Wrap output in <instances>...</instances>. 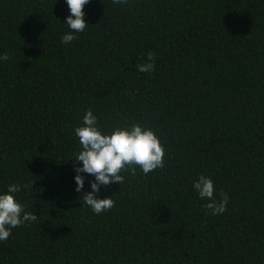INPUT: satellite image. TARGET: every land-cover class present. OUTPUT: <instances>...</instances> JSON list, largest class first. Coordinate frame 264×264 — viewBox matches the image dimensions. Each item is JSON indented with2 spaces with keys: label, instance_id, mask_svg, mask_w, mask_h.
Instances as JSON below:
<instances>
[{
  "label": "trees",
  "instance_id": "obj_1",
  "mask_svg": "<svg viewBox=\"0 0 264 264\" xmlns=\"http://www.w3.org/2000/svg\"><path fill=\"white\" fill-rule=\"evenodd\" d=\"M70 43L64 0H0V192L35 220L0 264H264V0H89ZM153 53L154 66L140 72ZM138 123L163 166L76 192L74 129ZM83 175V174H82ZM212 179V215L192 189ZM22 212V215H23Z\"/></svg>",
  "mask_w": 264,
  "mask_h": 264
},
{
  "label": "clouds",
  "instance_id": "obj_2",
  "mask_svg": "<svg viewBox=\"0 0 264 264\" xmlns=\"http://www.w3.org/2000/svg\"><path fill=\"white\" fill-rule=\"evenodd\" d=\"M88 3L89 0H64L68 15L63 23L70 31L61 37L62 43H70L76 33L84 31L87 23L83 19L82 9ZM7 59L6 54H0V61ZM147 61L137 66L138 71L152 70L153 53L147 54ZM74 135L81 149L75 157L78 166L73 169L74 190L80 192L85 177H92L88 183L90 191L84 193V203L96 214L113 206L111 196L103 199L98 197L99 186L120 184L124 179L120 172L125 166H128L129 172L133 174L136 170L133 166H137L145 174L163 166L164 150L158 137L151 129L143 128L138 123L116 127L111 132H102L92 111L86 110L82 117V125L74 129ZM192 189L199 198L206 201L204 207L210 209L212 215H219L225 211L228 197L223 195L219 202L213 198L214 185L211 178L198 176L192 183ZM20 190L21 185L9 184L5 191L0 192V242L10 236L11 228L37 218L32 213L23 212L22 206L16 202L13 193Z\"/></svg>",
  "mask_w": 264,
  "mask_h": 264
}]
</instances>
